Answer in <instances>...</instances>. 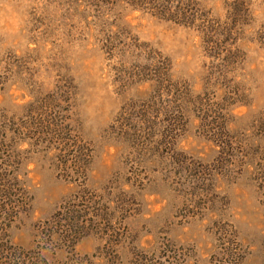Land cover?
<instances>
[{"label":"rangeland","instance_id":"rangeland-1","mask_svg":"<svg viewBox=\"0 0 264 264\" xmlns=\"http://www.w3.org/2000/svg\"><path fill=\"white\" fill-rule=\"evenodd\" d=\"M0 264H264V0H0Z\"/></svg>","mask_w":264,"mask_h":264}]
</instances>
